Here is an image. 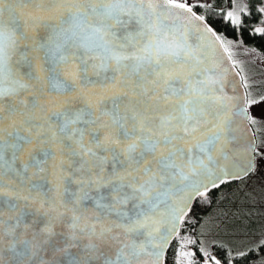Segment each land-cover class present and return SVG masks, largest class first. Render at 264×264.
Listing matches in <instances>:
<instances>
[{"label": "snow or ice", "instance_id": "6c2138e0", "mask_svg": "<svg viewBox=\"0 0 264 264\" xmlns=\"http://www.w3.org/2000/svg\"><path fill=\"white\" fill-rule=\"evenodd\" d=\"M246 37L264 0H0V264H264Z\"/></svg>", "mask_w": 264, "mask_h": 264}, {"label": "trees", "instance_id": "16d2710c", "mask_svg": "<svg viewBox=\"0 0 264 264\" xmlns=\"http://www.w3.org/2000/svg\"><path fill=\"white\" fill-rule=\"evenodd\" d=\"M220 30L224 31V27L221 25L220 26ZM227 34L231 37L232 33L230 31L227 32ZM247 42L249 43L250 46H255V47H261L262 45H264V40H260V39H248L246 37Z\"/></svg>", "mask_w": 264, "mask_h": 264}]
</instances>
